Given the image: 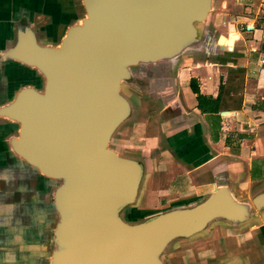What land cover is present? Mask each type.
<instances>
[{
	"label": "crops",
	"instance_id": "1",
	"mask_svg": "<svg viewBox=\"0 0 264 264\" xmlns=\"http://www.w3.org/2000/svg\"><path fill=\"white\" fill-rule=\"evenodd\" d=\"M220 1L223 8L231 2ZM79 2L0 0V56L24 26L40 44L58 46L80 19ZM236 2L264 6V0ZM247 28L218 36L206 29L203 43L181 57L132 69L124 95L131 115L111 144L119 155L142 163L140 192L152 210L195 206L219 186L246 202L264 192V30ZM192 81L204 97L201 105ZM42 84L36 71L0 60V107L13 99L16 87ZM18 129L0 119V264H51L54 187L14 155L10 140ZM163 259L264 264V213L243 225L215 221L198 235L174 241Z\"/></svg>",
	"mask_w": 264,
	"mask_h": 264
},
{
	"label": "water",
	"instance_id": "2",
	"mask_svg": "<svg viewBox=\"0 0 264 264\" xmlns=\"http://www.w3.org/2000/svg\"><path fill=\"white\" fill-rule=\"evenodd\" d=\"M82 3L85 17L58 46L40 44L24 26L0 56L43 81L41 88L19 89L0 107V119L19 128L10 140L14 155L56 184L51 264H166L174 241L215 221L243 225L263 212L264 192L246 202L219 186L195 206L139 223L124 219L123 211L138 199L144 167L111 147L132 110L122 85L133 68L173 60L201 45L214 0Z\"/></svg>",
	"mask_w": 264,
	"mask_h": 264
},
{
	"label": "rangeland",
	"instance_id": "3",
	"mask_svg": "<svg viewBox=\"0 0 264 264\" xmlns=\"http://www.w3.org/2000/svg\"><path fill=\"white\" fill-rule=\"evenodd\" d=\"M228 6L225 8L222 7L221 1L218 0V3L216 5V9L212 11V18L208 20L203 27H205V30L207 29H213V31H216V36L221 34H229L233 31H246L245 28L251 33L254 32L255 28H261L264 30V6L261 7L259 3H256L254 5L244 6L239 5L236 0H230ZM79 10L81 12L80 19L78 22L81 21L85 17V10L83 3L81 4L79 2ZM214 17V18H213ZM254 20H257L256 23H252ZM77 23V22H75ZM74 23V24H75ZM244 28V30H243ZM191 51V50H190ZM182 55H180L181 57ZM206 59V58H205ZM134 69V68H133ZM27 74H22L21 77L26 78L25 80L29 79V77H25ZM124 87L122 89L123 95L128 94L127 93V82H125ZM18 87H16L12 91H17ZM21 89V88H20ZM11 92V91H10ZM3 102V100H0V103ZM6 120V119H5ZM10 122V121H9ZM13 123V122H10ZM114 144H111V147L114 148ZM51 184L50 187L56 186V184L48 180ZM148 198L144 196L143 192H140V195L138 196L137 201L132 206L125 209L122 213L124 219H126L130 223H136L140 222L142 220L148 219L152 216H155L157 214H161L155 210H152L149 208V205L147 203ZM165 212V211H164ZM262 215V212L256 211V215ZM57 220V215L55 214V221ZM221 221V220H220Z\"/></svg>",
	"mask_w": 264,
	"mask_h": 264
},
{
	"label": "trees",
	"instance_id": "4",
	"mask_svg": "<svg viewBox=\"0 0 264 264\" xmlns=\"http://www.w3.org/2000/svg\"><path fill=\"white\" fill-rule=\"evenodd\" d=\"M192 90L194 91V93L198 94V101L200 102L201 105V101H203L204 97L200 94L199 90L193 86V81H192ZM203 110H206L204 107H202Z\"/></svg>",
	"mask_w": 264,
	"mask_h": 264
},
{
	"label": "bare ground",
	"instance_id": "5",
	"mask_svg": "<svg viewBox=\"0 0 264 264\" xmlns=\"http://www.w3.org/2000/svg\"><path fill=\"white\" fill-rule=\"evenodd\" d=\"M204 31V30H203ZM204 33H206L205 31H204ZM232 35H234V34H232ZM236 35V34H235ZM237 36V35H236ZM236 36H234L233 37V39H232V42L231 43H233V41H234V39L236 38ZM204 37H205V35H204Z\"/></svg>",
	"mask_w": 264,
	"mask_h": 264
},
{
	"label": "flooded vegetation",
	"instance_id": "6",
	"mask_svg": "<svg viewBox=\"0 0 264 264\" xmlns=\"http://www.w3.org/2000/svg\"><path fill=\"white\" fill-rule=\"evenodd\" d=\"M158 215V214H157ZM123 216V215H122ZM153 217V216H152ZM151 218V217H150ZM149 219V218H148ZM148 219H145V220H142V221H140V222H143V221H146V220H148ZM136 223H139V222H136Z\"/></svg>",
	"mask_w": 264,
	"mask_h": 264
}]
</instances>
